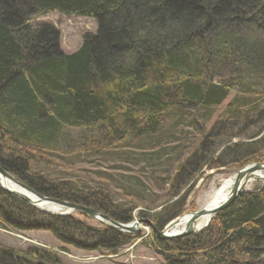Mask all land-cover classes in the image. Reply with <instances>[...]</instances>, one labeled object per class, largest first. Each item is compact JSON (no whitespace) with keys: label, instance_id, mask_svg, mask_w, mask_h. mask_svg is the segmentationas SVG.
Wrapping results in <instances>:
<instances>
[{"label":"trees","instance_id":"obj_1","mask_svg":"<svg viewBox=\"0 0 264 264\" xmlns=\"http://www.w3.org/2000/svg\"><path fill=\"white\" fill-rule=\"evenodd\" d=\"M52 11L96 19L97 32L63 56L50 25L21 26L26 12ZM239 53L247 65H237ZM232 56L235 63L228 61ZM225 66L231 69L224 72ZM261 66L264 73V0H0V168L43 197L129 223L139 205L117 206L101 191L48 182L30 173V164L52 165L47 149L63 140L64 128L100 139L89 142V151L101 155L111 144L156 134L167 113L218 107L233 89L250 101L237 96L227 109L228 120L244 131L233 136L215 126L210 156L228 145L219 155H232L235 168L263 162L264 135L258 142H231L263 130L264 106L256 101L264 102V90L248 82ZM180 177L154 214L157 221L163 213L167 221L181 214L178 193L190 179ZM0 198L6 228L50 231L78 250L114 255L135 237L88 226L73 214L38 211L2 190ZM156 247L167 264H233L238 257L242 264H264V186L238 195L197 235ZM48 254L0 247V264H54Z\"/></svg>","mask_w":264,"mask_h":264},{"label":"rangeland","instance_id":"obj_2","mask_svg":"<svg viewBox=\"0 0 264 264\" xmlns=\"http://www.w3.org/2000/svg\"><path fill=\"white\" fill-rule=\"evenodd\" d=\"M59 18L56 13L42 14L37 16L34 24L51 20L56 22L58 28L63 27L59 43L62 44L63 50L67 54L77 50L86 33L95 32L96 24L91 18H76L74 16L64 19L62 21L64 23ZM239 56L240 60L237 65H247V60L243 54L235 55L237 58ZM228 61L235 63L234 56L230 57ZM225 69L224 72H227L231 68L225 66ZM255 72L259 73L250 76L248 82L252 83L250 85L253 87L264 90L262 66ZM224 74L225 76L228 75ZM216 81L217 79H214V82ZM233 81L235 82V79ZM237 96L248 101L246 95L233 89L218 107L207 110L196 109L194 112L189 109L167 113L165 123L162 124L161 129L156 134L142 139L128 138L111 144L100 156L93 155L92 151L94 152L95 149L89 151V142L100 141V139H91L90 136L78 129L66 131L67 129L64 128L63 140L57 145V152L51 153L52 162L50 163L52 165L45 167L41 163L30 164L28 171L34 176L36 174L41 176L48 182H66L74 185L78 190L94 189L101 191L104 193V198H106L105 194L109 195V198L117 206L129 208L131 204L139 205L133 210L132 221L129 222L139 221V233L137 231L136 233L133 232L134 234L123 233L135 237L127 245L121 247L117 254L78 250L70 245L62 244L50 231L20 230L13 226L6 228L1 220L0 247L14 252L42 250L47 254L49 253L48 255L54 260V264H167L164 255L159 250L160 248L156 247L157 233H164L170 221L203 209L221 182L227 178H234L239 170V168H235L234 164H230L233 159L232 155L226 153L219 155L222 152L220 151L221 148H218L210 156L211 148H213L210 144L212 140L215 141L213 137L215 126L223 128L222 132L230 129L228 133L233 136L241 135L244 131V127L241 126L239 129L237 124L231 123L233 122L232 119L229 118L228 120V105ZM256 103L260 104L259 108L264 106L263 101L260 103L256 101ZM253 119L254 121L257 120L255 117ZM95 135L99 136L98 133ZM263 135L264 128L256 137L260 139ZM252 140H256L255 137L233 138L231 142L252 143ZM85 143L87 147L84 146ZM200 145H203V150ZM73 148L76 150L73 151ZM194 155L197 158L190 164L187 159L193 158ZM206 155L210 159L202 160ZM36 158L39 159L38 156ZM217 158L219 159L215 161ZM183 168H186L187 174L185 175L189 176L188 179L190 180L187 179L186 186H182L178 193L177 198H181V214L167 221L166 216L162 217L163 213L157 221L155 215L157 212H162V202L171 193L172 180L181 178L180 170H184ZM261 185L260 181H253L247 189L248 191L253 190ZM176 189L174 188L175 191ZM2 204L0 198V205ZM2 207L4 208V204ZM174 210L172 209V211ZM169 211L168 213H170ZM79 213L72 212L71 214L78 219H85L88 226L106 227L86 215L79 217L77 215ZM202 231L203 229L200 232ZM186 237H191V235ZM177 239L180 238L162 239L160 241ZM235 260L233 264L243 263L239 257Z\"/></svg>","mask_w":264,"mask_h":264},{"label":"water","instance_id":"obj_3","mask_svg":"<svg viewBox=\"0 0 264 264\" xmlns=\"http://www.w3.org/2000/svg\"><path fill=\"white\" fill-rule=\"evenodd\" d=\"M251 173L264 175V161L262 163L247 164L246 166L242 167L241 169H239L237 171V173L235 174V176L233 178L232 188H231V191L229 193V197L224 201V203L221 206L216 207L214 209H208L205 207L199 211H196V212L191 213V214H185L179 218H176V219L170 221L169 224L167 225L168 228L171 227L172 225L179 224V222L183 219L184 216L189 217L187 222H186L185 228L180 233H178L174 237L170 238L169 236L165 235L166 234L165 233L166 229H165L164 233H162V232L157 233L158 239L159 240H162V239L165 240V239L181 238V237H185L188 235H194L197 232H200L202 229H200V231H197V232L193 230V228L196 227V225H195L196 222L199 219H201L207 215V216H209V218L206 222V226H207L210 223V221L212 220L214 215H216L223 208L227 207L237 197V195L239 193H241L242 191L245 190L242 188V184L249 182L248 178L251 177L250 176ZM0 176L5 180L11 181L20 190L25 191V192L29 193L30 195H32L33 199L27 198V197L20 195V194H16L13 191L7 190V189L2 187L3 191H5L8 194H11L13 196L21 198L22 200H24L26 203H28L34 209H37V210L42 211V212L50 213V214H56L59 216L69 215L72 212H80V213L88 216L89 218L94 219L98 223L103 224L106 227H110L112 229H115L118 232L131 234L133 232L136 233V231H137V233H139L138 232L139 231V226H138L139 221H135V222L128 223V224H121V223H118V222L111 220L109 217L104 216V215L98 213L97 211H95L93 209L86 208V207H83L80 205L70 204L67 202H62V201L55 200V199L45 198V197L37 194L34 190L29 188L28 186H25L24 184L19 183L11 175H9L8 173L4 172L1 169H0ZM258 178H261V177H258ZM260 181L264 182V179L261 178ZM45 203L53 204L54 206L57 207L56 208L57 211L50 212L48 210L40 208V206H42V204H45Z\"/></svg>","mask_w":264,"mask_h":264},{"label":"bare ground","instance_id":"obj_4","mask_svg":"<svg viewBox=\"0 0 264 264\" xmlns=\"http://www.w3.org/2000/svg\"><path fill=\"white\" fill-rule=\"evenodd\" d=\"M27 13H30V12H26V14L24 15L25 17H24V20H23V22H22V24H21V26L22 27H26V28H29V29H34L35 27V25H36V23L34 24V22H36V18H37V15H33V14H31V15H27ZM50 13H56V16L58 15V17H60L59 19H62L61 20V22L64 20V19H68V18H71V17H74L75 15H67V14H63V13H58V12H56V11H52V12H50ZM38 16H40V15H38ZM76 18H88V17H82V16H76ZM91 19H93V18H91ZM94 21H95V24H96V29H95V32L94 33H86V35L85 36H87V35H95L96 34V32H97V26H98V22H97V20L96 19H93ZM46 22H44V24H47V25H50L52 28H53V30L55 31V33H56V38H57V40H58V50L60 51V53L63 55V56H66V55H70V54H73V53H75L76 51H78L79 50V48H81L82 46H83V41L81 42V44L79 45V47L77 48V50L75 51V52H73V53H70V54H67L66 52H64V50H63V47H62V44L61 43H59V39H60V33H62L63 32V27H57V25H56V22L55 21H51V20H45ZM62 23H64V22H62ZM37 24H43V23H37ZM64 29H65V27H64ZM82 40H83V38H82ZM125 40L127 41V37H125ZM24 46V45H23ZM252 106V105H251ZM197 108H195V109H191V110H193V112L196 110ZM192 112V113H193ZM264 128V127H263ZM152 136V135H151ZM146 137H149V136H146ZM143 137H141V139H142ZM255 139L256 140H252V142H258L259 141V138H257L256 136H255ZM232 144H234V143H232ZM228 145H224V146H221V150L220 151H222V148H226ZM57 148H58V146H54V145H51V146H49V148L47 149V151H49V152H56V150H57ZM74 149L76 150V148H73V151H74ZM108 148H106V150H107ZM220 149V148H219ZM94 155L95 156H100V155H96L95 153H94ZM258 163H262V162H258ZM1 169V168H0ZM184 170H180V174L181 175H185V174H187V171H186V168H183ZM1 170H3V169H1ZM4 171V170H3ZM4 172H6V171H4ZM6 173H8V172H6ZM9 174V173H8ZM9 175H11V174H9ZM12 176V175H11ZM250 176L251 177H249L248 178V181L249 182H247V183H244V184H242V188L243 189H245L244 191H242L241 193H244V192H247L248 191V189H247V187H248V185L251 183V182H253V181H260L261 180V178L262 179H264V175H262V174H250ZM13 177V176H12ZM258 177H261V178H258ZM14 178V177H13ZM15 179V178H14ZM180 179H182V178H180ZM16 180V179H15ZM17 181V180H16ZM19 182V181H18ZM232 182H233V178H227V179H224L222 182H221V184L219 185V187L211 194V196H210V199H209V201L206 203V205L204 206V208L206 207V208H208V209H214V208H216V207H219V206H221L223 203H224V201L229 197V193H230V191H231V188H232ZM261 182V186H264V182H262V181H260ZM19 183H21V182H19ZM21 184H23V183H21ZM247 184V185H246ZM25 185V184H24ZM0 190H2L3 191V189H2V187L3 188H5V189H7V190H10V191H13L14 193H16V194H20V195H23V196H25V197H27V198H30V199H33V196L32 195H30L29 193H27V192H25V191H22V190H20L15 184H13L11 181H9V180H5V179H3L1 176H0ZM26 186V185H25ZM186 186V185H185ZM182 189V188H181ZM181 189L179 190V192L181 191ZM5 192V191H4ZM7 193V192H6ZM241 193H239L238 195H240ZM8 194V193H7ZM11 195V194H10ZM237 195V196H238ZM19 198V197H18ZM46 198V197H45ZM67 203H69V202H67ZM71 204V203H70ZM75 205H77V204H75ZM84 207V206H83ZM40 208H42V209H45V210H48V211H50V212H55V211H57V207L56 206H54L53 204H49V203H45V204H42V206H40ZM87 208V207H86ZM226 208V207H225ZM225 208H223V209H225ZM91 209V208H90ZM94 210V209H93ZM96 211V210H95ZM99 213V212H98ZM52 215H56V214H52ZM57 216H59V215H57ZM188 216H184L183 217V219L179 222V224H176V225H172L171 227H169L168 228V226H166V232H165V230H164V232L166 233L165 235L166 236H169L170 238H172V237H174L175 235H177L178 233H180L184 228H185V225H186V222H187V220H188ZM208 218H209V216H204L203 218H201V219H199L197 222H196V227H194L193 228V230L194 231H200V229H203V230H205L207 227H208V225L206 226V222H207V220H208ZM192 236V235H191ZM182 238H186V236L185 237H182ZM157 241L158 242H161L159 239H157ZM263 251H264V248L262 249Z\"/></svg>","mask_w":264,"mask_h":264}]
</instances>
